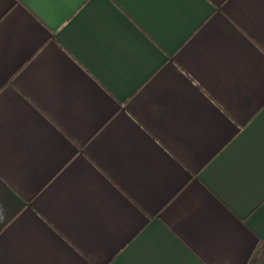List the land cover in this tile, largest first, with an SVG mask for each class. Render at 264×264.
<instances>
[{
  "label": "crops",
  "instance_id": "1",
  "mask_svg": "<svg viewBox=\"0 0 264 264\" xmlns=\"http://www.w3.org/2000/svg\"><path fill=\"white\" fill-rule=\"evenodd\" d=\"M0 264H264V0H0Z\"/></svg>",
  "mask_w": 264,
  "mask_h": 264
}]
</instances>
